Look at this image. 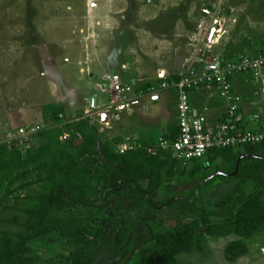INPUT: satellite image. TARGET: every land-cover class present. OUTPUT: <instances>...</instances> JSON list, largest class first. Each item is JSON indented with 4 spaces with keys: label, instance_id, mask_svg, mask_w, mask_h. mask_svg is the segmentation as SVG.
I'll return each instance as SVG.
<instances>
[{
    "label": "trees",
    "instance_id": "16d2710c",
    "mask_svg": "<svg viewBox=\"0 0 264 264\" xmlns=\"http://www.w3.org/2000/svg\"><path fill=\"white\" fill-rule=\"evenodd\" d=\"M164 90L177 103L175 90ZM48 108L55 126L28 131L30 143L0 142V264H182V254L228 235L236 238L225 258L235 261L248 239L264 234V138L183 161L150 135L128 137L133 148L119 151L122 139H102L89 116L61 122L64 105ZM178 132L175 123L162 137ZM183 180L192 184L178 191ZM228 183L217 202L202 203Z\"/></svg>",
    "mask_w": 264,
    "mask_h": 264
},
{
    "label": "rangeland",
    "instance_id": "374dc122",
    "mask_svg": "<svg viewBox=\"0 0 264 264\" xmlns=\"http://www.w3.org/2000/svg\"><path fill=\"white\" fill-rule=\"evenodd\" d=\"M204 8H208L211 15L205 17ZM204 20L217 21L220 28L217 44L210 48L201 44L206 36L202 39L195 35L202 30L196 23H205ZM177 32L183 35L193 32L194 37L199 38L197 43L191 41L190 46L187 39L181 37L180 47L189 49L184 68L194 62L193 66L200 69L199 65L207 64L214 57L225 67L240 56H250L253 51L264 48V0H0V142L18 138L21 139L19 144L30 143L29 134L19 135L18 129L37 131L55 126L57 121L51 118L48 107L56 104L65 107L61 122L89 116L101 138L110 142L120 138L124 143L128 137L137 141L148 135L158 138L165 119L164 109L160 107L156 114L159 103L151 98L143 100L140 107L144 110L136 113L128 114V109L114 106L111 113L118 116L119 121L102 119L101 113L91 111L87 115L84 108H90L91 103L86 100L93 98L98 107L111 103L110 93L103 92L96 84L105 73L113 70L126 76L121 63L129 61L132 69L131 61L138 55L143 60L147 39L155 41L164 36L171 40ZM176 46L155 48L153 44L163 61L152 53H149L152 56L149 61L155 59L172 65L177 58L172 52ZM197 47H201L202 53L196 54ZM201 59L203 61L199 62ZM87 73L85 78H92L91 85L82 81ZM243 76L248 82L241 80V87L251 86V76L247 73ZM231 82L233 88L239 86L237 80ZM252 87L253 90L247 88L248 93L241 95L247 119L264 104V95L255 93V84ZM121 95L127 97L125 93ZM191 184L183 180L176 189L182 191ZM232 188L233 184L228 183L202 203L211 206ZM235 238V235L208 238L202 251L182 254L181 262L264 264L263 233L247 240V254L228 261L224 249Z\"/></svg>",
    "mask_w": 264,
    "mask_h": 264
},
{
    "label": "built area",
    "instance_id": "2783aa9c",
    "mask_svg": "<svg viewBox=\"0 0 264 264\" xmlns=\"http://www.w3.org/2000/svg\"><path fill=\"white\" fill-rule=\"evenodd\" d=\"M202 11L206 15L211 14L208 8H204ZM201 26L203 23L199 24V27ZM203 29L207 38L204 43L210 48L212 43L217 40L220 28L217 29L214 40L209 39L208 28L203 26ZM198 53H202L201 47H197L196 54ZM212 59L210 58L207 64L199 65L200 69L193 66L194 62L190 63L185 66L179 80L171 83L164 81L158 88L162 90L172 87L177 94L178 135L173 140L159 137L158 147L163 150L171 149L179 160L200 158L211 149L254 144L264 138V129H261V125H264V104L247 119L243 97L234 91L231 82L237 72L247 73L256 85L257 92L255 91V93L259 92L264 95V51L256 55L240 56L236 62H228L225 67L220 65L218 58ZM202 61L201 59L199 62ZM109 81V87L117 94L131 90V86L121 82L118 75H112ZM203 88L214 90L225 103L224 114L221 118L210 119L206 116L205 111H199L192 106L190 96L192 90ZM158 89L151 87L149 91L156 93ZM33 131L34 128H31L30 132ZM25 132L28 131L24 127L18 129L19 135H24ZM128 140L129 138L119 145L121 151L133 148ZM147 150L149 153L155 154L157 148L150 146Z\"/></svg>",
    "mask_w": 264,
    "mask_h": 264
},
{
    "label": "crops",
    "instance_id": "0c3cea01",
    "mask_svg": "<svg viewBox=\"0 0 264 264\" xmlns=\"http://www.w3.org/2000/svg\"><path fill=\"white\" fill-rule=\"evenodd\" d=\"M204 16L206 17L207 15L204 14ZM204 21L207 22V20H204ZM199 23L200 22L196 23V27H198ZM206 27L209 28V25H206ZM197 30L198 29H196V31ZM193 32L190 34L187 33L186 35H183L182 33L177 32V34H178V35H176L177 38H176V36H174V39H171V40H170L171 37L170 38L167 37L168 39H164V36L158 37V39H155V41L154 40L150 41L149 39H147L146 40L147 41V44H146L147 47L145 50L147 52H143L146 55L145 56L146 59L144 58L142 60V58L138 55V58H136V60L134 59L133 61H131L132 69L130 68L129 61L121 63L122 68L124 70H126V74H127L126 76H128L130 78H127L124 74L120 75V73L115 72L113 70L109 73H105L102 76V78L99 79L98 81H97V76L93 77L94 80L97 81L96 84L99 86V88L103 92L108 91L110 93L111 103L107 106L98 107V105H96L95 98H93L91 100L88 99V100H86V102L87 101L90 102L91 106H90V108H84V109H86L85 111L88 112L87 115H89L91 113H96V114L101 113L102 119H108L109 121H112V120L113 121H119V117L115 116L113 113H111V110L114 106L118 105L119 109L120 108L128 109L127 110L128 114L129 113H136L137 111H139L142 108V107H140L141 102L143 103V100H145V99L148 100L151 98L152 100H154L160 104L159 105L157 103L158 105L156 107L157 108L156 114H157V112L158 113L160 112V110H159L160 107H163V109H164L163 113H162L163 115L160 114V115L164 116L165 119L163 120V123L161 125L159 124L160 130H161L159 137H162L164 134H168L171 127L173 125L175 126V123L177 124L176 101L172 97V93L169 90L158 89V91L156 93L141 94V93L136 91V87L137 86L141 87L145 82L157 81V78L167 77V76H171V75H180L182 73V71L184 70L183 64H185L186 59H188V57H189L186 54V52L188 53L189 49L186 48V50H184V47H180L181 46V42H180L181 37L186 38L188 41L187 44L190 45L191 41H193L195 43H197L199 41L198 40L199 38H196V36H200L202 39H204L205 38L204 36H206V33H204L205 31L203 29L201 31H199L197 34H195L196 35L195 37L193 35ZM175 33L176 32H174V34ZM208 33L210 35V30ZM204 41H206V39H204ZM153 44H154L155 48H160L161 45H163V47H166V48H171V45H173V46L178 45L174 48V51H172L177 56L176 60H174V63L172 65L171 64H167V65L161 64L160 61H163V59L161 58V60H160L159 56L156 54L159 52H158V50L153 49L154 48ZM191 52H192V49H191ZM149 53L150 54L152 53L153 57H155L156 59H158L160 61H155V59H154L150 62L149 59H150V56L152 54L150 55ZM191 54H189V55H191ZM88 73H90V72H88ZM88 73L83 75L82 81L85 80L86 85H91L89 80H91L92 78L91 79L85 78L88 75ZM112 75H118L121 82L129 84L131 87H133V90L131 89L129 92L125 93V94H127V95H125L127 97H121L122 96L121 94H117L116 92H114L109 87V82H110L109 79ZM91 77H92V75H91ZM235 80L238 81L239 86L237 84V86L236 87L234 86L233 89H234V91H236L240 95H242V94L245 95L244 92L248 93L247 88L253 90L252 85H254V83L251 80H250V83H252L251 86L247 85L246 88L241 87V85L243 83L248 82V81H246L245 76L235 77L233 79V81H235ZM241 80L243 81V83L240 84ZM190 96H191L192 106L199 111H205V114L208 118L218 119V118H221L223 116L225 103L219 98V96L217 95V93L214 90H209V89H204V88L199 89V90H194L191 92ZM250 98H252V100H254V97L250 96ZM124 103H127L128 105H125ZM249 107H248V109H250ZM141 110H144V108ZM90 111H91V113H90ZM154 114H151V115H154Z\"/></svg>",
    "mask_w": 264,
    "mask_h": 264
},
{
    "label": "clouds",
    "instance_id": "9594fccd",
    "mask_svg": "<svg viewBox=\"0 0 264 264\" xmlns=\"http://www.w3.org/2000/svg\"><path fill=\"white\" fill-rule=\"evenodd\" d=\"M211 12V11H210ZM206 15V14H205ZM211 15V14H210ZM209 21H207V22H202L203 23V26H206V25H209V28H208V32H209V30H210V33H211V29H212V27H213V25H214V23H215V21L213 22V21H210L209 23H208ZM200 24V23H199ZM219 24H217V26H218ZM203 26H201V27H199V25H198V28H201V29H203ZM217 29L218 28H216V30H215V33H214V35H213V37H212V39H210V35H209V33H208V36H209V39L210 40H214V38H215V36H216V32H217ZM204 30V29H203ZM206 40H207V38H206ZM204 42L205 41H203V44H204ZM215 44H217L216 43V41L215 42H213L212 43V45H215ZM206 49V48H205ZM183 72V71H182ZM181 75V74H180ZM235 77V76H234ZM233 77V78H234ZM163 78V77H162ZM110 83V82H109Z\"/></svg>",
    "mask_w": 264,
    "mask_h": 264
},
{
    "label": "water",
    "instance_id": "95a60500",
    "mask_svg": "<svg viewBox=\"0 0 264 264\" xmlns=\"http://www.w3.org/2000/svg\"><path fill=\"white\" fill-rule=\"evenodd\" d=\"M216 28H217V21H215V23H214V25H213V27L211 29L210 39H212V37H213V35L215 33Z\"/></svg>",
    "mask_w": 264,
    "mask_h": 264
}]
</instances>
